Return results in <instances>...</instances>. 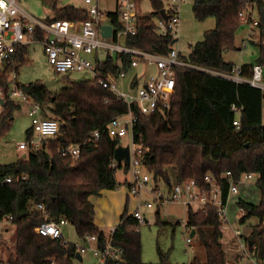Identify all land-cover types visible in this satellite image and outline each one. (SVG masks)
I'll list each match as a JSON object with an SVG mask.
<instances>
[{"label": "trees", "instance_id": "trees-1", "mask_svg": "<svg viewBox=\"0 0 264 264\" xmlns=\"http://www.w3.org/2000/svg\"><path fill=\"white\" fill-rule=\"evenodd\" d=\"M147 1L152 12L142 15L137 12V34L125 37L124 43L166 55L172 39L159 35L152 21L153 18L162 17L163 0ZM244 8V0H194V18L198 21L213 18L215 26L204 33L202 41L189 47L187 54L181 53V59L208 70L230 72L235 64L224 61L223 53L236 49L235 35L240 27L238 13ZM56 12L53 20L82 22L89 17L87 11L72 6ZM107 18L114 27L121 28L116 10L108 13ZM257 19L259 52L254 64L260 65L264 72L262 3L257 4ZM21 56L18 65L23 62V59L19 61ZM251 67L242 65L243 75ZM108 68L114 74L119 69L126 72L129 62L112 60ZM175 83V95L167 115L136 114L134 142L144 152L148 172L154 181H162L168 189L187 179H195L203 184L206 174L219 182L224 181L221 176L226 172H230L235 182L244 174L256 176L259 203L254 205L239 200L237 204L243 209L239 219L241 223L250 217L258 220L249 240L255 245L253 253L264 259L262 91L246 83H236L186 68L175 70ZM0 85H5L3 76ZM21 89L42 106L49 107L52 115L60 121V136L55 141L41 143L37 148L28 147L25 156L12 164L0 165L2 177L15 179L26 176L25 180L19 182L0 183V221L11 217V224L15 226V244L7 263L50 264L54 261L56 264H70V259L77 254L75 245L35 232V228L44 220L37 205H43L51 221L66 219L83 241L85 237L94 235L98 247L107 244L104 233L94 224V208L88 198L98 196L102 190H115L118 187L115 174L121 166L113 168L111 164L120 139L108 136L107 125L113 118L125 113L127 107L95 80L71 82L54 93L41 83H31ZM232 105L240 109L239 117L244 119L240 121L239 129L233 126L237 114ZM2 107L0 135L9 129L17 105L6 100ZM94 131L100 133L98 141L83 146L77 160L72 161L58 152L61 145L79 144ZM123 169L127 171L126 166ZM227 188L228 184L224 181V199ZM138 225V221L125 210L110 238L114 247L122 249V260L108 259L105 264H146L141 260ZM185 226L198 233L205 253V261L194 257L188 264H226L227 255L221 242L223 233L213 208L206 207L197 212L187 210ZM156 264L171 263L160 253V261Z\"/></svg>", "mask_w": 264, "mask_h": 264}, {"label": "built area", "instance_id": "built-area-1", "mask_svg": "<svg viewBox=\"0 0 264 264\" xmlns=\"http://www.w3.org/2000/svg\"><path fill=\"white\" fill-rule=\"evenodd\" d=\"M185 0H163L164 17L153 19L154 30L161 36L172 39L166 55L144 51L131 47L124 43L127 36H135L138 27V0H116V12L121 23L117 29L108 20L103 22V13L98 8L97 0H84L88 5V19L82 22L69 20H40L26 12L20 5V0H0V78L5 79V85H0V99L4 102L17 100L27 107V113L31 122V134L26 142L17 145L18 150L26 151L28 147L37 148L43 142L57 140L60 136V121L48 116L44 106L29 97L17 82L18 50L33 42L42 44L47 63L54 73H89L102 88L107 89L115 98L123 103L127 110L125 113L113 118L107 125V134L111 138L120 140L127 138L130 153L128 170L132 177L128 185V194L138 201V207L131 212L138 223H144L143 214L139 211L141 194L153 197V202H145L144 207L149 210L155 203L163 205L171 202L184 207L186 210L197 212L206 207L215 210L219 222L220 231L230 229L234 241L230 247L234 251L232 259L226 264H264L253 253L255 245L239 229H234L227 219V202L231 195H237L239 182L247 181L252 174H244L235 182L230 172L224 173L221 178L228 184L227 196L224 199V181L219 182L210 174L203 177V184L195 179H187L181 183L173 184L169 189L164 184H150V176L145 170L144 152L135 146L133 128L137 121L136 114L150 116L153 114L167 115L172 107V99L175 95V70L186 68L193 71L207 73L213 76L225 78L236 83H246L256 87L264 93V72L260 65H252L249 76L243 75L241 66L235 65L230 72H218L197 67L181 59L179 42L181 38V8ZM245 8L238 13V20L247 29L259 34L257 19V4L264 0H244ZM161 9V10H162ZM110 25L109 37L102 36V26ZM264 43V40H263ZM124 60L129 62V68L138 66L153 67L155 74L149 73L144 81L136 84L135 93H127L118 89L116 80L124 78L125 72L119 69L114 74L108 63L112 60ZM119 64V62H118ZM107 102V100H105ZM237 117L233 121L236 129L240 127L238 115L240 109L232 105ZM264 109V98H263ZM98 131L91 132L81 143L61 145L58 152L61 156L68 157L72 161L80 157L81 148L87 144H95L99 139ZM118 164L113 160L111 167ZM26 176H18L15 179L0 176L1 184H11L25 180ZM166 189L164 192L161 187ZM42 212L43 222L35 228V232L52 239H59L66 243L62 227L69 222L66 219L51 221L43 205H37ZM240 214L243 209L240 208ZM12 218L6 217L0 223L10 224ZM186 227V226H185ZM116 227L112 228L110 235ZM187 232L191 233L192 228ZM193 230V229H192ZM186 238L189 244L190 236ZM111 238V237H110ZM110 238L104 247H98L96 236L85 237L87 246L75 245L76 252L83 255L90 250L101 262L105 264L108 259L121 261L123 251L111 244ZM50 264H56L52 261Z\"/></svg>", "mask_w": 264, "mask_h": 264}, {"label": "rangeland", "instance_id": "rangeland-1", "mask_svg": "<svg viewBox=\"0 0 264 264\" xmlns=\"http://www.w3.org/2000/svg\"><path fill=\"white\" fill-rule=\"evenodd\" d=\"M58 4L75 5L76 7L85 6L84 0H57ZM194 0H185L181 8V38L179 42V49L183 54L189 52V47L196 45L203 40V35L206 31L214 28L215 21L213 18H208L204 21H198L194 18L192 7ZM98 8L103 13V22L108 23L107 14L115 12L116 0H97ZM21 7L37 19L44 20L47 9L43 4V0H23ZM140 13H150L152 8L149 2L143 1L140 4ZM243 26L238 28L235 35L236 48L240 51L231 50L223 53V59L226 62L233 64L251 63L255 61L257 55L258 45H250L243 33ZM241 39L245 42L242 45ZM242 45V47H241ZM25 54H18L17 61L20 55L23 62L17 68V82L21 88L26 87L31 83L54 82L49 86L52 93L59 92L61 89L70 85L71 82H78L80 80H92L89 73H71V74H57L54 73L47 63V58L41 43L35 42L26 46ZM128 70V69H127ZM136 73V78L139 77L138 82L143 81L141 76L149 73L155 74L154 69L140 66L137 70H130V73H125L123 81L131 78ZM127 80V81H128ZM122 81V82H123ZM126 81V82H127ZM131 82V80H130ZM120 91L135 93L133 87L122 88L121 82L116 81ZM140 85V84H139ZM122 88V90L120 89ZM17 107L13 110V121L6 131L0 135V165H7L16 162L24 151L18 150L17 145L21 142H26L28 133L31 132V122L27 113V107L17 100H13ZM48 110L47 115L54 118V115L49 111V107L44 105ZM3 107L0 105V114ZM264 113V109H263ZM122 144L128 146L127 138L122 139ZM123 170L116 171V179L122 180ZM127 178L131 180L130 174ZM257 177L253 176L251 179L239 184L237 186L238 196L231 195L227 202V219L234 229H239L242 234L249 236L253 231L255 224L258 222L256 217L247 218L245 222L239 221L241 214L238 206V201L241 200L246 203L257 205L260 201V193L256 186ZM152 183V177H151ZM150 183V184H151ZM166 192V189L160 186ZM145 202H153V197L141 194V201L139 211L143 214L144 223H139L136 228L139 232V237L142 246L141 260L146 264H156L160 261V253L163 254L167 261L171 264H187L189 257H198L205 261V253L202 248L198 236L192 237V242L187 243L186 238L189 237V232H185V222L187 221V210L176 203H165L160 205L155 203L154 208L147 210L144 207ZM138 207V201L134 203V209ZM158 212V215H157ZM8 229V232L5 230ZM65 240L70 244L77 246H87L86 242L80 239L75 227L69 223L64 228ZM231 239V230L227 229L222 237V244L225 248ZM15 244V226L13 224L0 223V264H8V258L13 253V246ZM81 259L76 257L70 259V264H101L100 260L90 251L87 250L85 254L80 255Z\"/></svg>", "mask_w": 264, "mask_h": 264}, {"label": "crops", "instance_id": "crops-1", "mask_svg": "<svg viewBox=\"0 0 264 264\" xmlns=\"http://www.w3.org/2000/svg\"><path fill=\"white\" fill-rule=\"evenodd\" d=\"M143 1H147V0H138V12H139V15H142L140 13V9L139 8H140V4ZM22 2H23V0H20V4ZM54 2H55V7L53 6ZM43 4L45 5V7H46V9L48 11L46 16H45V18H44V20L53 19L54 16L57 14L56 10L63 9L64 7H68V6H72V7H75L77 9H81V10H85V11L88 10V5L87 4H85V6H83V7L82 6L76 7L75 5H64V6H61V5L58 4L57 0H43ZM153 19H155V18H153ZM241 26H243V29L242 28L241 29L243 30V33L246 36V39H244V40H247L250 45H254L255 43H257L258 40H259V34L255 33L253 30L247 29V27L245 25H241L240 24V27ZM244 40L241 39L243 47H245L244 46L245 42H243ZM33 43H35V42H33ZM242 45H241V47H242ZM235 46H236V44H235ZM25 48H26V46L20 48L18 50V53L25 54V53H23V52H25ZM235 50L240 51L241 49L240 48H238V49L236 48ZM258 52L259 51L257 49V55L255 57V60H256V58L258 56ZM254 63H255V61L254 62L252 61L251 63H246V65L250 66V65H253ZM236 65L242 66V65H245V64L238 63ZM254 65H256V64H254ZM138 67H140V66H138ZM138 67L129 68L126 72L130 73V70H137ZM142 67H144L145 69H147V68L154 69L153 67H145V66H142ZM249 72H250V69L245 73L244 76L248 77L249 76ZM147 76L148 75L141 76L143 78V81H144V79ZM124 78H125V76H124ZM138 79H139V77L136 78V73L131 78H129V80L127 79L128 80V81L126 80L127 82L123 81L124 79L119 78L122 88H125V87L128 88L129 87V90H130V86H132L134 92L136 91V84L139 85V84H141L143 82V81H141L139 83ZM130 80H131V82H130ZM116 81H118V79ZM122 88L120 87L121 90H122ZM122 91L125 92L124 90H122ZM127 93H130V92H127ZM3 104L4 103H2L0 105L2 106ZM239 116H240V114L238 115V117ZM239 120H240V117H239ZM262 124H264V113L263 112H262ZM119 146L125 147L126 145L122 144V140H120V145ZM120 166H121L122 169L120 168V169H117V170H123V174H122L123 177H122L121 181H118L116 179V182L118 183V187L115 190H102L98 196H90L88 198L89 202L93 205V208H94V224L99 228V230L101 232L104 233V235H105L107 240L111 237L110 231L112 230V228L116 227L120 223V218H121L122 214L124 213V211L127 210V213L130 214L131 212H133V210H135L134 209V203H135L136 199L131 197V196H129V194H128V185L131 183L132 177L130 175L131 180L127 178V175L130 174V172L128 170V166H126L127 167V171H125L123 169V167L125 166L124 164H122ZM145 170L148 172L146 166H145ZM148 174L150 176V183H151V177H152V183L151 184H157V185L163 184L162 181H159V182L154 181L153 180V176L149 172H148ZM115 178H116V174H115ZM243 182H245V181H243ZM243 182H239L238 185L243 183ZM236 196H238V194ZM230 198L231 197H229V199ZM229 199H228V201H229ZM65 226L62 227V232H63V236L64 237H65V231H64L63 228ZM186 228H188V227H185V232H187V230H188ZM192 229L190 231H192ZM193 230H194V235L192 237L194 238V237H196L198 235V233L197 232L195 233V229H193ZM5 231L8 232V229H6ZM222 233L224 234L225 232H222ZM234 240L235 239H234L233 233L231 231V239H230L229 244L227 245V248H225L224 245H223L224 250H225L226 255H227V260L232 259L233 256H234V251L230 249V247L232 245V242ZM67 243H69V242H67ZM80 259H81V256H80ZM190 260H191V257H189V261Z\"/></svg>", "mask_w": 264, "mask_h": 264}, {"label": "water", "instance_id": "water-1", "mask_svg": "<svg viewBox=\"0 0 264 264\" xmlns=\"http://www.w3.org/2000/svg\"><path fill=\"white\" fill-rule=\"evenodd\" d=\"M160 14L162 17L165 16V12L163 9L160 11ZM101 30H102V36L103 37H109L110 32H111V26L110 25H104V26H102ZM53 84H54V82H44L42 85L45 87H49ZM263 98H264V94H263ZM2 103H3V101L0 99V104H2ZM240 121L241 122L244 121L243 117L240 118ZM24 156L25 155H23V157ZM113 159L118 165L124 164L125 166H128L129 160H130L129 147L128 146H125V147L118 146L114 151ZM193 235H194V230H192L190 233L191 237ZM76 258L80 259V255L76 254Z\"/></svg>", "mask_w": 264, "mask_h": 264}]
</instances>
